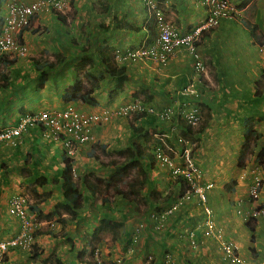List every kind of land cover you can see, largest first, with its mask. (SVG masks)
Returning a JSON list of instances; mask_svg holds the SVG:
<instances>
[{
  "label": "crops",
  "instance_id": "1",
  "mask_svg": "<svg viewBox=\"0 0 264 264\" xmlns=\"http://www.w3.org/2000/svg\"><path fill=\"white\" fill-rule=\"evenodd\" d=\"M47 1H42L44 4L40 11L32 17L31 24L22 31L21 41L26 45L30 57L15 61L9 69L8 85L0 88V129L10 126L17 113L26 110H61L74 107L86 113L108 115V119L110 116L118 117L117 113L111 114L107 111L106 107H110V103L104 102L105 100L97 93L94 95L97 100L95 106L62 99L64 90L75 82L74 63L84 55L79 48L87 45V39L92 38L88 45L90 48L88 55L93 57L99 45L106 40L112 46V53L115 55L126 48L136 47L144 41L151 40L146 31L118 29L115 24L116 17L121 19L123 14L126 15L128 12L125 21L137 25L143 24L146 20L143 0H107L111 7L102 16V23L108 25L105 30L99 26L100 15L89 7L84 9L83 5L77 4V0H70L71 7L75 4V12L72 16L63 10L60 11L65 15L66 22L58 18L55 8L52 11L46 7ZM123 1L128 11L122 8ZM3 2L4 0H0L1 14ZM161 2L169 10L166 17L180 33L190 31L206 16L202 0H161ZM232 2L237 6L238 14L233 19L225 20L213 27L201 36L198 44V52L204 66L206 67V58L212 60L215 75L213 76L207 67L206 69L219 85L215 93H208L205 89L200 100V105H206L205 107L214 111L215 116L210 119L199 136L202 140L200 139L197 153L200 161H205L211 169L210 174L205 175V179L209 180H205V183L211 184V187L206 189L205 203L213 210L211 218L215 228L209 230L206 227L204 204L196 194H193L190 200L185 201L168 219L163 232H154L148 224L138 228L143 241L147 239L154 242V245L149 247L155 253V263L152 264H264V222L252 217L251 214L256 205L264 203V162L259 164L255 161L257 152L264 145V81L257 86L262 92L261 95L254 94L255 82L264 76V58L259 53L258 44L264 38V0H232ZM252 24L257 25L256 34L252 30ZM66 36H73L76 39L70 44L69 51L62 44ZM65 40L71 41V39ZM76 41L79 48L74 44ZM92 42L95 46H92ZM58 57L64 58V62L54 68L46 67L43 87H37L40 73L32 59L55 61ZM193 63V59L184 51H176L170 56L166 66H159L151 60L125 65L129 83L126 90L118 96L128 97L130 92H135L139 87L145 88L153 95L152 100L147 104L155 105L160 109L169 106L174 110L175 108L180 110L186 105L182 92L184 86H195L200 82L205 86L194 70ZM5 71L7 73V69ZM105 82L100 88L106 86ZM128 101L129 99L125 102ZM246 115L261 118L255 124V128L262 136L255 143L252 153H248L245 167L240 168L237 162L243 146L242 122ZM111 122L105 124L101 130L95 129L92 140L83 144L73 158L76 176L84 185L81 189L84 205L74 218H69V215L61 212H56L51 218L47 216L54 211L58 203L63 201L64 154L58 140L43 136L36 128H32L23 134L17 145L12 146L8 143L0 145V242L10 240L20 230L19 220L9 212L11 199L16 195L32 196L34 190L39 194L50 192L49 197L39 203L34 195L31 197L33 200L29 198L30 204L37 209L41 222L34 233L31 247L8 249L0 264H58L57 260L60 264H91L87 260L81 262L78 258L83 245L73 256L75 248L73 249L72 244L68 251L64 248L52 252L54 244H52L53 248L52 246L46 248L43 241L51 239L59 245L62 239L69 236L77 241L76 234L82 231L81 233L85 235V228H82V225L86 223L88 228L90 226V229H86L88 236L101 218H111L124 222L121 236L112 238L123 242L122 244L119 242L118 245L124 250V242L135 233L136 226L147 222L143 218H128L126 211H129V206L123 205V199L114 209L111 207L109 209L105 204H94L95 197L85 191L87 187L82 181L84 174L90 171L102 172L98 162L89 156L93 144H104L107 149L112 150L124 148L116 142L119 138L124 142L128 139V136L120 135L119 129H115L119 123L111 124ZM175 123L176 121L173 122ZM211 160L212 162L209 163ZM257 174L263 181L262 186L259 187L257 196L251 197L250 186L254 175ZM202 175L204 179V174ZM40 176L45 179L42 185H37L35 180ZM213 176L215 179L212 178ZM211 178L214 179L213 182ZM175 189L179 190L177 182ZM90 206L95 208L100 206L101 213L98 211L100 215H94L95 208ZM59 217H64L66 223L60 222ZM88 218H91V222ZM71 224L74 226L71 227ZM147 229L150 231L146 233ZM191 239L196 240L195 245L190 244ZM223 241H232L237 245L238 262L224 258ZM160 247L169 248L167 255L166 252H157ZM111 250L109 248L106 251L112 253ZM143 251L146 250L142 249V252L139 250L138 258ZM106 255L101 253L99 256Z\"/></svg>",
  "mask_w": 264,
  "mask_h": 264
},
{
  "label": "built area",
  "instance_id": "2",
  "mask_svg": "<svg viewBox=\"0 0 264 264\" xmlns=\"http://www.w3.org/2000/svg\"><path fill=\"white\" fill-rule=\"evenodd\" d=\"M146 9V17H152L154 20L156 37L153 43L148 45L139 44L135 48H126L116 54L115 59L118 63L136 64L140 61L151 60L159 66H166L170 56L176 51H184L194 61L196 72L206 74L203 60L198 52V41L201 38V31L218 26L221 22L233 19L238 14L237 6L232 0H202L206 10V16L198 26L186 33H179L172 25L171 21L164 15L162 2L160 0H143ZM42 1L27 2L26 0H4L2 14L0 13V59L3 55H8L11 59H24L28 56L26 45L18 39V34L31 24V19L36 15L43 6ZM48 5L62 9L67 7L65 1L48 0ZM259 53L264 58V38L259 44ZM130 111H147L153 112L147 108L139 99L135 98L133 102L123 105L118 114L128 115ZM165 112L164 115H167ZM108 119V115L103 116L99 113H86L79 111L74 107H66L61 110H26L18 112L12 124L6 128L0 129V145L10 144L15 146L18 140L32 128H36L43 136H48L61 144L63 154L73 159L78 149L85 143L90 142L93 137L95 127L103 120ZM197 117L194 115L187 116V122L195 126ZM171 146L162 142L153 150L155 161L168 167L170 174L174 179L181 176L185 181L192 182L197 167L189 158L188 153L183 155L181 165H174V159L170 156ZM73 176L77 177L76 170H72ZM260 185V180H256L252 186L250 194L256 196ZM211 184H194L193 194L204 204L203 210L206 216L205 224L209 230L215 228L211 218L213 210L205 203L206 189ZM185 199V196H182ZM180 199L162 210L151 212L149 218L153 230L159 231L165 226L168 217L174 214L183 204ZM29 197L27 195H16L10 201L9 212L17 217L20 222V230L17 235L6 242H0V261L4 254L10 248L27 249L30 248L34 241V233L41 225L38 214L29 208ZM252 217L264 222V204H259L252 212ZM191 238L193 236H190ZM196 240L191 239L190 244L195 245ZM222 249L224 258L231 262H238V247L232 241H223ZM98 249L95 250L94 257L97 264H103L97 259ZM168 264V263H166Z\"/></svg>",
  "mask_w": 264,
  "mask_h": 264
},
{
  "label": "trees",
  "instance_id": "3",
  "mask_svg": "<svg viewBox=\"0 0 264 264\" xmlns=\"http://www.w3.org/2000/svg\"><path fill=\"white\" fill-rule=\"evenodd\" d=\"M110 7L111 6L107 3L103 13H106ZM54 10L58 18L66 22V17L60 12L61 10ZM162 10L165 16L169 13L168 8H165L163 5ZM144 21L145 22L143 24L137 25L118 19L117 17L115 18V24L118 29H124L133 32H140L142 30L148 32L151 40L141 43L148 45L154 42L156 30L152 17H146V20ZM99 26L103 30L107 29L108 27L107 24L103 23H100ZM193 28L194 27H192L191 30ZM211 29L212 28L202 30L201 36H203L205 33H208V31ZM252 30L256 34L257 25L252 24ZM22 31L18 34V39L20 40ZM90 40L91 39L88 38L86 42L87 45L80 46V48L77 41L75 42L81 53L84 55L76 63H74L76 79L72 85H69L64 90L62 94V99L64 101H80L88 105L95 106L97 100L94 95L96 93L99 94V89L103 90V87L100 88V86L104 81H106V86H104V88L106 89L107 87L106 91L112 97L123 93L128 86L129 76L124 67L126 64H117L114 59V54L112 53V46H110L106 40H103V42L99 45L96 55L92 57L88 55L90 52V48H88V45L91 42ZM260 42L258 44H260ZM92 46H95V43L92 42ZM8 58V55H3L0 59V88H5L8 85V78L10 75L9 68H11L17 60L15 57L11 59ZM32 62L40 73V78L37 82V87L40 88L43 87V83L46 80L44 69L46 67H56L60 63L64 62V58L58 57V59L55 61H41L37 58H34L32 59ZM205 63L208 71L214 76L215 70L212 66V60L210 58H206ZM96 68H98V70ZM6 69L7 73L5 71ZM263 81L264 76L260 77L254 84V94L256 96H260L262 93L258 90L257 86L262 84ZM134 93L135 96L139 97L140 95H146L145 99L142 98V102L144 104L149 103L153 98L150 90L145 88L139 87ZM201 106L205 107L206 105L201 104ZM147 114H149L147 111H130L128 113V126L131 130L130 132L137 137L140 136V138H138L137 141H132L130 145H127L125 148L109 150L104 144H93L89 152V156L93 157L98 162V165L101 166L102 172L90 171L85 173L82 177V181L89 190L90 194L95 198H99L102 204L110 203L116 197H121L128 203H133L134 208L138 209L137 205L140 202H147L145 189L148 187L149 183L148 170H152V163L155 161V154L153 152H149V147L152 146V149L154 150L156 146H160L162 142H165L166 144L170 143L168 138H154L156 135L154 129H151L147 126L144 127L150 118H153ZM260 119V117L255 118L253 116L247 115L243 118L242 124L244 140L237 162V165L240 168L245 167L243 163L245 153H252L253 146L262 136V134L255 128V124L260 121ZM177 120L180 123L179 125L182 127L181 135L184 141L191 143L193 150L197 149L199 145V136L206 127L205 123L199 122L197 126H193L185 119L178 117ZM255 161L259 164L264 162V145L257 152ZM73 163V159L67 158L64 155V167L62 173L63 201L58 203L55 206L54 211L47 215L49 218H51L56 212H61L69 215V218H74L78 215L79 210H81L84 205V195L80 189V182L78 181V178L75 179L72 173ZM103 170H108L109 172L106 173L103 172ZM41 178L43 180H41ZM44 179L45 178L41 176L38 177L35 180V184L42 185ZM175 181L179 185L180 196H183L185 191V180L179 176V178L175 179ZM109 192L110 194H108ZM32 193L38 203L50 195V192H43L39 194L35 190L32 191ZM168 197L169 196H166L164 200L167 201ZM29 208L37 212V209L33 204H29ZM59 218H61L59 219L60 222L66 223V219L64 217ZM124 226L125 225L123 221L111 218H101L97 226L93 228L92 232L88 236H85L86 241L82 246L81 254L78 256L79 260L81 262H86L87 260L91 264H97L96 261L93 260V257L95 250L97 249L96 241L98 238L104 232H109L111 238L113 239L119 238ZM72 243L73 241H71V244ZM167 253L168 252H166V254ZM57 262L60 264L59 260H57Z\"/></svg>",
  "mask_w": 264,
  "mask_h": 264
},
{
  "label": "rangeland",
  "instance_id": "4",
  "mask_svg": "<svg viewBox=\"0 0 264 264\" xmlns=\"http://www.w3.org/2000/svg\"><path fill=\"white\" fill-rule=\"evenodd\" d=\"M39 1H43V0H39ZM60 1H65V4L67 7H63L62 9L56 8V10H61V11L63 10L69 16H72V13L75 12L74 11V5L75 4H72L73 7H71L70 0H60ZM77 4L83 5L84 9H86V7H89L91 10L95 11V13H97V15H100L99 16L100 19H98V20H100V23L103 22L102 16L104 14L103 12L105 10V5L107 4V0H77ZM122 5H123L122 8H124L125 10L128 11V8L126 7L124 1L122 2ZM46 7H48L52 11H54L53 8H55L52 5H48V4L46 5ZM113 12H114V10H113ZM128 14H129V12L126 15L123 14V16L121 17V20H124ZM107 18L105 20H107ZM109 19H110V15H109ZM201 22L199 24H201ZM199 24H197L196 26H198ZM196 26H194V27H196ZM177 31L180 33L179 30H177ZM64 36L62 35V37H64ZM65 39H71V41L65 40ZM65 39H64L65 43L63 42L62 44L64 45V48L67 51H69L70 44H73V41H75L76 39H74L73 36H66ZM90 39L92 41V38H90ZM54 55H56V54H54ZM29 57H30V53L28 54V56L26 58H29ZM96 69L98 70V68H96ZM198 73L197 74L200 76V80L204 83L205 86H203L202 83L200 82V84H198V85L195 84V86L189 85V86L183 87L182 92H183V95L185 98L184 101L186 104L184 108H182L180 110H176V108H175V110H174L173 107L166 106V107L160 109V108H157L155 105L145 104L147 106V108H151L153 111L147 115H150L153 118H150V120L144 125V127L147 126L151 129H154V131L156 132V135L154 136V138H158V137L168 138L169 140H170V138H172V141H170V143H168V145L171 146V148L173 150L170 153V156L174 159L173 164L174 165H181L182 160H183V158H182L183 155L188 153L189 158L192 160L194 165L197 167V172L194 174L192 182L185 181V191L183 194V196H185V199H182V196H180V191L175 189V184H176L175 182L176 181L172 177V174H170L168 167L161 166L156 161H154L152 163V170H148L149 171V175H148L149 183H148V187L145 189V195H146L147 202L146 203L140 202L137 205L138 209H135L133 203H128L124 199H123L124 201L122 200L123 201L122 203L124 206H129V211H126L128 218H140V219L143 218L144 220H147V222H142L141 226L140 225L136 226L137 228L135 229L136 230L135 233L132 234V236L129 240H125L126 242H124V246H125L124 250H122L121 246L118 245V243L121 241L113 240L110 237L109 232L102 233L101 236L96 241V247L99 250L98 251L99 254L97 255V259H99L103 264H152L155 261V253H153L152 249L149 247H150V245H154V242H152L151 240L149 241L147 239H145V241H143V237L140 236L138 228H142L146 224H148L149 228L151 230H153L151 220L149 219V218H151V216H150L151 212H153V211L157 212L159 210H162L165 207L169 206L170 204L176 203L180 199L183 200V203L187 200H190V198L193 195L194 184L204 185V184H206L205 180H208V179H205V175H207V174L209 175L211 172L210 171L211 169L208 167V165L205 161L201 162L200 158L197 156L199 145H198L197 149L193 150L192 144L184 141V139L181 135L182 127H180V125H179L180 123L177 120L178 117L181 119L187 120V116H190L192 114L195 117H197V119H198L195 126H197L199 122L205 123V125L207 126L210 119H213L215 116L214 111L210 110L208 107H204V106L202 107L200 105V100L203 97L202 94H204L205 89L208 93H215L216 90H218L217 87L219 85L217 84L216 79L214 77H212L211 74L208 73L207 69H206V74L200 73V72H198ZM207 73L209 76L207 75ZM106 90H107V87H106V89L103 87V90H101V92H99V95L102 99L105 100L104 102H107L108 104L110 103L109 104L110 107H106V109H108L107 111L111 112V114L117 113L118 117L117 116H110L107 121L104 120L106 122H104V121L100 122L95 127V129L101 130V129H103L105 124H108L111 121H112L111 124L119 123L115 127V129H119V132H121L120 135H122L123 137L128 136V139H126V141L124 142L123 139L121 140V138H119L118 141H116V142L118 143V145H120V147L125 148L126 144H128L132 141H137V139L140 138V136L137 137L136 135H134L130 132L131 130L128 126V115H121L120 116L118 114V111L120 110V108L123 105H127L130 102H133V100L139 96H135L134 92H132V93L130 92L128 97H124L125 95H122V96L116 95L115 97H112L107 93ZM216 94H218V93H216ZM142 98L145 99L146 95L145 94L140 95L139 99L141 101H142ZM128 99H129V101L125 102ZM110 108H112V109H110ZM165 112H168V114L164 115ZM174 121H176L175 124H173ZM119 132L117 131V133H119ZM200 139L201 138H199V143H200ZM123 144H124V146H122ZM152 144H154V143H152ZM253 147H255V145ZM152 148H153L152 146L149 147V152H153ZM247 157H248V152L245 153V156H244L245 159H243L244 165H246V163H247ZM210 162H212V160L209 161V163ZM256 165L258 166V164H256ZM105 171L106 170H103V172H105ZM202 174H204V179H203ZM76 178H78V177H75V179ZM212 178L215 179V176H213ZM212 178L210 180L213 182L214 179H212ZM225 178L226 177L224 176V180H225ZM256 180H260L259 187L262 186L263 181L260 179V177L257 174V175H254V177L252 179V184L250 186L251 188L255 184ZM78 181L80 182L79 179H78ZM208 183H210V182H208ZM82 185L83 184L80 182V189L84 188V185L83 186ZM251 188L249 191H251ZM85 191L87 194L90 193L87 188L85 189ZM108 194H110V192ZM257 194H258V192H257ZM257 194H256V196H257ZM32 196H28V197L33 200V198H31ZM166 196L170 197V198L168 197L167 201L164 200V198ZM256 196L252 195V197H256ZM95 199L96 200H93V203L96 205H100L101 202L99 201V198H95ZM121 199H122L121 197H116L112 202L106 203L105 205L107 208L111 207V209H114L116 204H118L119 201H121ZM90 207H92L93 209L95 208L94 206H90ZM98 211L101 213L100 206L98 208L97 207L95 208L94 215L95 214L100 215V213ZM171 216H169L168 218H170ZM88 219L91 222V218H88ZM85 221H87V219H85ZM167 224H168V221L165 223L164 227H162L161 229H159V231H157V233L163 232L164 228L166 227ZM71 225H72L71 227L74 226V224H71ZM81 227L85 228V231H84L85 235H83V233H81L82 231H80V234H76L77 241H74L69 236L67 238L62 239L61 240L62 243L59 245L55 243L56 242L55 240H51V239H47V241L46 242L43 241V243H45L46 248H48L49 246H52V244H54L53 245L54 249L52 252H54V251L56 252L57 249H64V248L66 251H68L69 246H71V241H73L72 246H73V249L75 248V251L73 252V256H75L76 252L79 250V247L81 245H83L86 241V239H85L86 238L85 237L86 236V229H90V226L88 228V225H86V223L84 225H82ZM150 229H147L146 233L148 231H150ZM153 231L155 232V230H153ZM153 237L155 239L157 238L156 235H154ZM61 241L59 240V242H61ZM122 243L123 242H121V244ZM142 244H144V246H142ZM53 246H52V248H53ZM114 247H116V248L113 249ZM109 248L112 249L110 251L112 253H108L106 251ZM142 249L146 250V251H143V253L141 254V257L138 258L137 256H138L139 250L142 252ZM148 249H149V251H148ZM165 251L169 252V248L168 247H165V248L160 247L157 252L164 253ZM101 253H103L105 255L107 253L108 254L104 257H101V256H99ZM109 254H111L110 255L111 258L109 256ZM165 255H167V254H165ZM93 260L96 261V258L94 259V257H93Z\"/></svg>",
  "mask_w": 264,
  "mask_h": 264
},
{
  "label": "clouds",
  "instance_id": "5",
  "mask_svg": "<svg viewBox=\"0 0 264 264\" xmlns=\"http://www.w3.org/2000/svg\"><path fill=\"white\" fill-rule=\"evenodd\" d=\"M145 17H146V15H145ZM200 39H201V38H200ZM199 41H200V40H199ZM199 41H198V42H199ZM260 43H261V42H260ZM132 48H135V47H132ZM124 50H125V49H124ZM122 51H123V50H122ZM119 52H120V51H119ZM119 52H117V53H119ZM117 53H115L114 56H116ZM114 59H115V57H114ZM115 61H116V59H115ZM116 62H117V61H116ZM117 64L122 65V64H120V63H118V62H117ZM126 65H132V64H126ZM194 70H195V69H194ZM205 71H206V67H205ZM197 73H198V72H197ZM200 73H201V72H200ZM202 73H203V72H202ZM198 74H199V73H198ZM250 195H251V194H250ZM251 197H252V195H251ZM263 204H264V203H263ZM257 206H258V205H256L255 207H257ZM255 207H254V208H255ZM98 254H99V253H98ZM94 259H95V257H94Z\"/></svg>",
  "mask_w": 264,
  "mask_h": 264
}]
</instances>
